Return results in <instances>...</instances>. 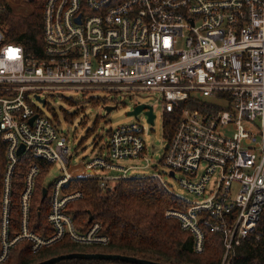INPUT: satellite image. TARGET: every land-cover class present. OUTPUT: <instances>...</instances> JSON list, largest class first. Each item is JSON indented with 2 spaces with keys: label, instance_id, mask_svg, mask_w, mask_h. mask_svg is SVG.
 <instances>
[{
  "label": "built area",
  "instance_id": "1",
  "mask_svg": "<svg viewBox=\"0 0 264 264\" xmlns=\"http://www.w3.org/2000/svg\"><path fill=\"white\" fill-rule=\"evenodd\" d=\"M43 30L41 59L6 42L0 30V140L7 157L0 264L23 240L34 252L66 237L79 245L107 246L110 240L99 224L88 232L74 226L68 207L82 194L68 186L91 179L112 190L137 168L120 162L151 163L139 123L110 130L93 159L80 158L59 131L58 117L49 118L36 106H47V96L54 95L73 101L67 93L114 109L125 104L120 96L157 93L156 104L147 105L153 125L155 106L160 109L163 129L179 104L161 163L194 199L176 194L159 175L148 177L187 207L167 216L191 235L197 254L205 251L208 232L221 235L224 264L244 240L264 238V0H47ZM98 91L108 96L96 97ZM25 157L33 162L24 178L22 227L10 239L13 179ZM41 163L63 172L44 187L54 230L47 240L29 228ZM86 170L96 175L86 176Z\"/></svg>",
  "mask_w": 264,
  "mask_h": 264
},
{
  "label": "trees",
  "instance_id": "2",
  "mask_svg": "<svg viewBox=\"0 0 264 264\" xmlns=\"http://www.w3.org/2000/svg\"><path fill=\"white\" fill-rule=\"evenodd\" d=\"M47 0H29L22 11L0 0V30L6 42L20 44L28 56L41 59L44 48V7ZM28 7V8H27ZM73 102L71 100H67ZM94 104L100 100L92 99ZM168 117L164 124L165 137L171 139L180 116V108ZM184 105V104H180ZM73 116L66 115L69 119ZM87 132L94 133L97 125ZM30 157H25L14 174L12 204L8 235L13 239L21 232V196L24 192V178ZM40 164V162H39ZM7 167L6 149L0 140V255L2 253V213L4 176ZM50 166L41 163V174L37 179L31 201L29 228L41 238L50 239L54 230L47 220L48 198L42 199L45 177ZM68 191L79 192L82 197L72 202L68 209L73 213L74 226L88 232L93 224L102 227V234L110 240L105 247L79 245L69 237L44 247L38 252L32 244L23 240L10 252L3 264H37L39 262L70 253H106L138 257L162 264H224L225 246L219 234H206L205 251L197 254L193 250L191 235L182 230L177 220L167 216L169 210H185L186 205L171 196L156 178H130L119 181L114 189H103L97 180L81 179L72 182ZM90 218L92 221L90 222ZM126 264L89 260H68L57 264ZM225 264H264V238L260 241L244 240Z\"/></svg>",
  "mask_w": 264,
  "mask_h": 264
},
{
  "label": "rangeland",
  "instance_id": "3",
  "mask_svg": "<svg viewBox=\"0 0 264 264\" xmlns=\"http://www.w3.org/2000/svg\"><path fill=\"white\" fill-rule=\"evenodd\" d=\"M24 0H19L13 3V6L22 11L25 8ZM28 8V7H27ZM26 9V8H25ZM96 97L101 99L108 95L103 92H95ZM67 97H73V102L63 99L59 95L47 96V106L36 103L37 108L49 117L61 121L59 131L68 137L70 146L73 150L79 151L80 158L93 159L97 153V149L101 143L108 141V132L116 130L122 125L128 123H139L144 128V140L147 146V157L151 163L147 166V162L142 160L123 161L120 166H135L128 174L130 178L134 177H155L159 175L171 189L186 199L192 201L194 197L183 191L178 182L168 176V168L161 163V157L164 155L167 139L164 136L163 119L160 117V109L155 106V113L157 119L155 125L149 124L146 116L142 113L139 115L129 116L127 113L133 111L137 105L140 104H156L159 95L151 93L130 94L128 96H120L119 98L125 104L107 113L105 106L102 103L94 104L90 100V96L86 98L82 93H67ZM66 115L73 116L69 119ZM57 119V118H56ZM94 133L87 136L88 130L92 129L96 123ZM102 139V140H100ZM86 176H94V171H85ZM113 176H121L122 173L112 172ZM63 175L60 167H53L46 177L45 184L53 182L56 178Z\"/></svg>",
  "mask_w": 264,
  "mask_h": 264
},
{
  "label": "water",
  "instance_id": "4",
  "mask_svg": "<svg viewBox=\"0 0 264 264\" xmlns=\"http://www.w3.org/2000/svg\"><path fill=\"white\" fill-rule=\"evenodd\" d=\"M44 102V100H42ZM105 110L107 113L114 110V107H106ZM143 110H147L145 115L148 117V122L150 124H154L155 115L153 113V109L151 106L147 104H140L137 105L133 111L128 112L129 116L139 115ZM24 147L22 146L20 149V153H22ZM173 174V173H172ZM47 195V189L43 190V199H45ZM92 218H90V222ZM68 260H89V261H105V262H122L126 264H162L146 259H141L138 257H131L126 255H119V254H106V253H70L66 255H60L57 257H53L51 259L39 262L37 264H57L62 261Z\"/></svg>",
  "mask_w": 264,
  "mask_h": 264
},
{
  "label": "crops",
  "instance_id": "5",
  "mask_svg": "<svg viewBox=\"0 0 264 264\" xmlns=\"http://www.w3.org/2000/svg\"><path fill=\"white\" fill-rule=\"evenodd\" d=\"M108 264H115V263H108Z\"/></svg>",
  "mask_w": 264,
  "mask_h": 264
}]
</instances>
